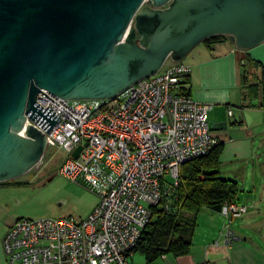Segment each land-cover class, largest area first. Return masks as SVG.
I'll use <instances>...</instances> for the list:
<instances>
[{"label": "water", "instance_id": "1", "mask_svg": "<svg viewBox=\"0 0 264 264\" xmlns=\"http://www.w3.org/2000/svg\"><path fill=\"white\" fill-rule=\"evenodd\" d=\"M216 35L242 51L263 44L264 0H0V183L47 151L37 127L19 133L27 116L48 133L61 120L37 102L43 90L113 99Z\"/></svg>", "mask_w": 264, "mask_h": 264}, {"label": "built area", "instance_id": "2", "mask_svg": "<svg viewBox=\"0 0 264 264\" xmlns=\"http://www.w3.org/2000/svg\"><path fill=\"white\" fill-rule=\"evenodd\" d=\"M191 70L183 61L168 60L155 75L113 99L72 100L43 90L53 101L39 93L37 102L61 120L48 133L27 116L20 135L26 136L28 124L41 130L47 150L66 153L59 174L87 184L99 200L79 220L17 219L2 243L8 264H130L152 208L178 185L181 165L207 155L220 142L208 121L214 104L185 92ZM228 113L233 114L232 107ZM247 211L233 200L223 204L228 245L238 239L229 227L232 220Z\"/></svg>", "mask_w": 264, "mask_h": 264}, {"label": "crops", "instance_id": "3", "mask_svg": "<svg viewBox=\"0 0 264 264\" xmlns=\"http://www.w3.org/2000/svg\"><path fill=\"white\" fill-rule=\"evenodd\" d=\"M201 44L185 61L192 69L191 94L200 102L214 104L208 121L223 147L219 170L222 177L238 183L233 201L246 205L248 211L232 220L229 227L238 239L228 245L223 234L226 217L203 207L197 216L190 253L159 259L155 264H264V76L262 83L254 78L256 66L264 69V43L245 52L256 63L248 67L247 83L240 62L243 53L230 40ZM4 211L0 198L1 218ZM17 219L0 221V264H8L2 243Z\"/></svg>", "mask_w": 264, "mask_h": 264}, {"label": "trees", "instance_id": "4", "mask_svg": "<svg viewBox=\"0 0 264 264\" xmlns=\"http://www.w3.org/2000/svg\"><path fill=\"white\" fill-rule=\"evenodd\" d=\"M227 40L226 35H216L203 43L212 45ZM240 51L243 53L240 60L243 80L247 83L248 67L255 66L256 63L251 62L246 51ZM186 82L188 87L185 92L191 95L190 75L187 76ZM222 151L223 147L219 142L207 155L182 164L179 183L173 193L164 196L161 202L152 208L150 222L133 250V253L143 254L146 264H155L164 254L177 258L190 253L199 211L203 207L221 211L225 201L236 199L238 183L222 177L219 170Z\"/></svg>", "mask_w": 264, "mask_h": 264}, {"label": "rangeland", "instance_id": "5", "mask_svg": "<svg viewBox=\"0 0 264 264\" xmlns=\"http://www.w3.org/2000/svg\"><path fill=\"white\" fill-rule=\"evenodd\" d=\"M199 45L201 47L203 44ZM187 60L188 57L183 62ZM254 70V78L261 82L264 76L263 67L256 66ZM65 157L63 150L49 148L46 156L31 171L1 182L0 198L6 210L2 218L9 220L14 217H54L79 220L87 217L98 203L99 196L87 184L73 182L59 174V166ZM2 218L0 216V221ZM144 261L145 258L140 252H135L129 258L131 264H145L142 263Z\"/></svg>", "mask_w": 264, "mask_h": 264}]
</instances>
